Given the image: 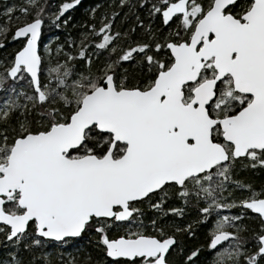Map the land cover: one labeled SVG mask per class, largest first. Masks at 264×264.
Instances as JSON below:
<instances>
[{
	"label": "snow or ice",
	"instance_id": "6c2138e0",
	"mask_svg": "<svg viewBox=\"0 0 264 264\" xmlns=\"http://www.w3.org/2000/svg\"><path fill=\"white\" fill-rule=\"evenodd\" d=\"M0 264H264V0L0 8Z\"/></svg>",
	"mask_w": 264,
	"mask_h": 264
},
{
	"label": "trees",
	"instance_id": "16d2710c",
	"mask_svg": "<svg viewBox=\"0 0 264 264\" xmlns=\"http://www.w3.org/2000/svg\"><path fill=\"white\" fill-rule=\"evenodd\" d=\"M10 2H11V0H0V8H2L6 3H10ZM95 2H96V0H83V3L85 5V7H87L88 5H90L92 3H95ZM54 34H59L58 33V30H56V29H49L47 27L45 28L44 35H45L46 38H49V37H52L53 38V35ZM256 176H257V179H259L260 173H257ZM202 234H203V230L201 232V238H202Z\"/></svg>",
	"mask_w": 264,
	"mask_h": 264
},
{
	"label": "rangeland",
	"instance_id": "374dc122",
	"mask_svg": "<svg viewBox=\"0 0 264 264\" xmlns=\"http://www.w3.org/2000/svg\"><path fill=\"white\" fill-rule=\"evenodd\" d=\"M47 39H52V37H49V38H47ZM45 42H47V40H46Z\"/></svg>",
	"mask_w": 264,
	"mask_h": 264
}]
</instances>
